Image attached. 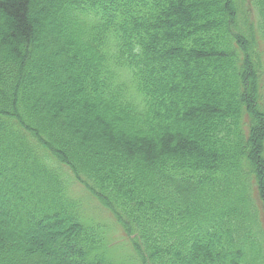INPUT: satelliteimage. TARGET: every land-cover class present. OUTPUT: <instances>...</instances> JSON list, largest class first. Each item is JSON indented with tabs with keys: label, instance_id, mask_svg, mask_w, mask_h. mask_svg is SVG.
<instances>
[{
	"label": "trees",
	"instance_id": "16d2710c",
	"mask_svg": "<svg viewBox=\"0 0 264 264\" xmlns=\"http://www.w3.org/2000/svg\"><path fill=\"white\" fill-rule=\"evenodd\" d=\"M0 264H264V0H0Z\"/></svg>",
	"mask_w": 264,
	"mask_h": 264
},
{
	"label": "rangeland",
	"instance_id": "374dc122",
	"mask_svg": "<svg viewBox=\"0 0 264 264\" xmlns=\"http://www.w3.org/2000/svg\"><path fill=\"white\" fill-rule=\"evenodd\" d=\"M247 4V3H246ZM248 11H252V10H248ZM253 12V11H252ZM77 190H79L80 188L78 186L75 187ZM86 206H87V210L88 212L93 216L94 214V210L95 209H100L98 206L95 205V201L94 202H89L88 200H86ZM107 216L108 218L105 220L107 223H109L110 221H112V216L111 215H105ZM103 216H99L98 218V221L102 222L103 223V219H102Z\"/></svg>",
	"mask_w": 264,
	"mask_h": 264
}]
</instances>
